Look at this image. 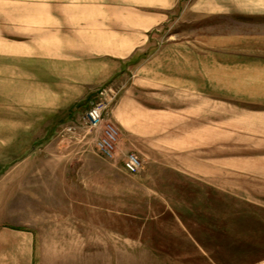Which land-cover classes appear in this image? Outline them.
Masks as SVG:
<instances>
[{
  "label": "rangeland",
  "instance_id": "obj_1",
  "mask_svg": "<svg viewBox=\"0 0 264 264\" xmlns=\"http://www.w3.org/2000/svg\"><path fill=\"white\" fill-rule=\"evenodd\" d=\"M43 1L0 0L2 115L7 109L15 114L10 108L15 103L1 96L7 92V74L23 64L5 55L37 46L6 44L1 34L28 27L24 18L37 14V8L76 0ZM182 10H173L145 51V70L135 69L139 62L127 63L89 96L91 102L86 98L70 115L63 114L44 139L14 140L21 134L10 132L11 123L0 118V162L5 164L0 196L15 223L35 232L36 261L252 264L264 258V76H254L262 71L230 69L223 60L221 76H209L212 69H207L205 77L191 71L185 79L171 67L180 63L176 56L182 48L209 56L212 45L199 43L203 38L229 41V35L252 29L228 17ZM19 97L18 110L25 107ZM198 100L207 102L203 119L196 113ZM98 101L106 103L103 124L118 133L113 159L100 155L98 133L88 132L83 123L90 103ZM26 148V158L16 155ZM129 151L141 162L135 174L123 168ZM189 233L206 251L204 260Z\"/></svg>",
  "mask_w": 264,
  "mask_h": 264
},
{
  "label": "crops",
  "instance_id": "obj_2",
  "mask_svg": "<svg viewBox=\"0 0 264 264\" xmlns=\"http://www.w3.org/2000/svg\"><path fill=\"white\" fill-rule=\"evenodd\" d=\"M175 8H183L184 13L228 17L236 25L252 31L245 35L233 33L229 35V41L201 39L199 43L212 45L209 56L182 48L176 56L180 63H173L172 70H180L186 79L191 71L205 77L206 70L212 69L209 76L216 77L221 76L222 62L227 60L230 69L252 67L262 71L254 76H264V0H76L69 5L54 3L53 8H37V14L34 12L24 18L28 27L7 28L1 34L5 35L2 37L6 44H21L23 49L37 46L28 48V52L5 55L6 59L23 62L21 69L7 74V92L1 96L3 102L15 103L10 108L20 115V118L15 117L8 109L5 114H0L2 120L11 123L10 132L21 134L14 140L44 139L49 128L62 121L63 114L70 115L71 110L86 98L91 102L89 96L124 71L127 63L139 62L135 69L139 73L145 70L147 64L142 61L145 51L157 39L160 28L167 25ZM16 35H21V40L16 39ZM222 43L228 49L223 50ZM3 85L1 82V89ZM195 88L200 90L197 85ZM10 92L21 94L18 97L25 104L24 108H16L18 97H10ZM214 93L219 91L214 90ZM196 103L198 118H205L207 102L198 100ZM260 107L264 108V104ZM41 131L45 133L39 136ZM21 152L16 155L25 158L29 155L28 150ZM4 168L5 164L0 162V174ZM2 200L0 196V264H45L36 261L35 232L16 224L11 212L3 207ZM189 236L198 248L201 247L204 260L206 251L202 244L193 239V233ZM252 264H264V258Z\"/></svg>",
  "mask_w": 264,
  "mask_h": 264
},
{
  "label": "built area",
  "instance_id": "obj_3",
  "mask_svg": "<svg viewBox=\"0 0 264 264\" xmlns=\"http://www.w3.org/2000/svg\"><path fill=\"white\" fill-rule=\"evenodd\" d=\"M106 110V103L98 101L91 104L83 117V123L88 132L95 131L98 136L95 140V147L100 155L105 159H113L115 157V142L117 139V130L110 124H103V115ZM141 162L138 155L129 151L126 152L123 168L130 174L139 171Z\"/></svg>",
  "mask_w": 264,
  "mask_h": 264
}]
</instances>
